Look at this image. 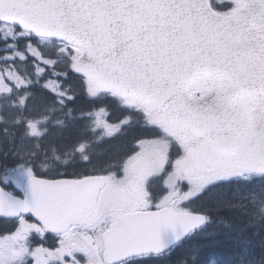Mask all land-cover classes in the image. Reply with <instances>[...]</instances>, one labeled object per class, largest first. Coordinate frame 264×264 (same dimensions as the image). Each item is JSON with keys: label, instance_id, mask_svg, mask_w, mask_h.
I'll list each match as a JSON object with an SVG mask.
<instances>
[{"label": "snow or ice", "instance_id": "6c2138e0", "mask_svg": "<svg viewBox=\"0 0 264 264\" xmlns=\"http://www.w3.org/2000/svg\"><path fill=\"white\" fill-rule=\"evenodd\" d=\"M0 228V264H264V0H0Z\"/></svg>", "mask_w": 264, "mask_h": 264}, {"label": "trees", "instance_id": "16d2710c", "mask_svg": "<svg viewBox=\"0 0 264 264\" xmlns=\"http://www.w3.org/2000/svg\"><path fill=\"white\" fill-rule=\"evenodd\" d=\"M77 104L85 109L88 107V104L85 100H80L77 102ZM77 134L78 128L74 127L65 132L64 136L66 139H75ZM9 163H11V161H9ZM210 214L212 215L213 219L216 220L217 228L220 227L219 222L221 220H223L225 223H231L234 226L241 228L245 227L247 221V217L243 214L242 210L230 208L226 204H221L212 207L210 209ZM2 232L3 229L0 228V233ZM205 243L206 241L202 238H197L190 241L189 244L186 245V249H191L193 247L200 246ZM186 254V250H181V252H178L176 257H174V260L179 259L185 256ZM227 254L228 250L225 248L208 247L203 250L202 258L206 262V264H223V261L225 260Z\"/></svg>", "mask_w": 264, "mask_h": 264}]
</instances>
